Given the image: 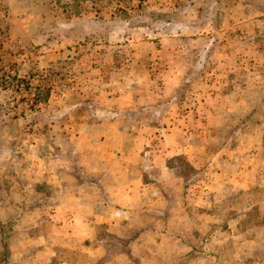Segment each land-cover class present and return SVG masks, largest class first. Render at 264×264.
<instances>
[{
    "label": "rangeland",
    "instance_id": "rangeland-1",
    "mask_svg": "<svg viewBox=\"0 0 264 264\" xmlns=\"http://www.w3.org/2000/svg\"><path fill=\"white\" fill-rule=\"evenodd\" d=\"M0 236V264H264V0H0Z\"/></svg>",
    "mask_w": 264,
    "mask_h": 264
},
{
    "label": "crops",
    "instance_id": "crops-1",
    "mask_svg": "<svg viewBox=\"0 0 264 264\" xmlns=\"http://www.w3.org/2000/svg\"><path fill=\"white\" fill-rule=\"evenodd\" d=\"M63 203H65V204H63ZM67 202H64V200H63V202H62V200H60V206H63V205H65L66 207L63 209L64 211H62V212H66L67 210H69L70 209V206H69V204L70 203H68V204H66ZM74 207H76V206H74ZM66 210V211H65ZM71 210H73V209H71ZM74 211V210H73ZM93 213V216H95L94 215V211H91V214ZM89 219V218H88ZM87 219V220H88ZM96 219V218H95ZM106 222V221H105ZM56 222L55 223H53V225H52V229H54V226L56 227ZM108 224V223H107ZM109 224H111V223H109ZM91 227V226H90ZM81 228H83V227H81ZM87 235V234H86ZM88 237V238H87ZM0 238H1V236H0ZM6 238H8L7 240H6V242L4 243V244H0V247L1 248H3V251L2 252H7L8 251V248H10V246H11V244H10V241L11 240H13L15 237H11V238H9V237H7L6 236ZM86 238H87V246H86V250H85V252H86V254H88L89 256H92V255H95V256H97V255H101L102 254V247L100 246V245H98V244H96V243H93V241H90L89 240V238H90V236L89 235H87L86 236ZM4 248H7V250L6 251H4ZM3 256V258L6 256V254L5 255H2Z\"/></svg>",
    "mask_w": 264,
    "mask_h": 264
}]
</instances>
